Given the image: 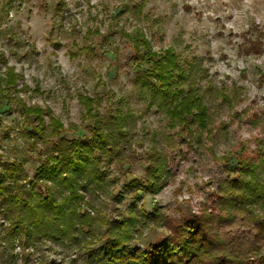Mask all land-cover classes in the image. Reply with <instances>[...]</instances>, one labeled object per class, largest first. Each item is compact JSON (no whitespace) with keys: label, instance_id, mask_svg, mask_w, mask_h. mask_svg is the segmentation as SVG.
I'll return each instance as SVG.
<instances>
[{"label":"trees","instance_id":"1","mask_svg":"<svg viewBox=\"0 0 264 264\" xmlns=\"http://www.w3.org/2000/svg\"><path fill=\"white\" fill-rule=\"evenodd\" d=\"M149 1L125 3L120 13L142 14ZM64 2L59 0L56 8L63 9ZM185 8L194 9L189 4ZM127 34L135 49L127 60L136 68L135 94L165 122L167 137L161 143V132L155 130L150 147L142 154L135 150L138 115L124 106L123 97L116 110L92 114L97 101L81 94L83 118L95 120L87 126V136L75 139L62 134L65 125L51 109L24 104L23 148L13 156L0 154L3 262L28 260L48 244L54 251H71L69 264H264V111L249 118L261 131L255 148L244 145L250 151L232 163L215 150V142L229 138L231 122L222 118L226 112L244 120L245 111L238 110L243 87L219 85L206 65L210 56L182 57L173 45L155 48L141 27ZM239 36L238 54L264 55V31L257 24ZM259 77L264 80V71L259 70ZM20 79L8 67L0 75V95L12 96L11 89L28 91V83L21 80L20 86ZM206 141L212 142L208 149L223 163L225 175L201 201L198 214L172 222L159 210L146 211L137 190L158 193L170 182V150L182 145L201 153ZM30 160L39 162L34 174L25 167ZM136 162L146 165L145 179H133L114 193L119 179L112 177V167ZM132 190L133 201L124 209ZM150 222L166 230L164 239L146 248L135 244L143 236V224Z\"/></svg>","mask_w":264,"mask_h":264},{"label":"rangeland","instance_id":"2","mask_svg":"<svg viewBox=\"0 0 264 264\" xmlns=\"http://www.w3.org/2000/svg\"><path fill=\"white\" fill-rule=\"evenodd\" d=\"M58 1L0 0V75L13 67L23 78L20 86L23 80L30 87L21 92L11 89L9 97L0 95V154L13 156L23 148L24 104L51 109L62 119L66 138L87 136V126L95 118H83L86 109L81 94L97 101L92 114L116 110L119 97L126 100L124 106L138 115L132 145L139 153L150 147L155 130L161 132L162 143L161 137H167L168 132L165 122L137 98L136 68L127 64L135 50L127 33L133 34L139 27L155 48L173 45L182 57L210 56L206 65L219 85L237 83L243 87L244 99L238 110L245 111L244 120L224 114L222 118L231 122L230 134L215 142V150L236 164L255 148L261 131L252 127L249 118L256 110L264 111V80L259 77V70L264 71V55H240L237 44L242 38L239 33L253 24L264 31V0H150L142 14L120 13L125 3L135 0H64L63 9L56 8ZM186 4L194 9L187 10ZM37 86L40 90H35ZM205 143L201 153L189 152L182 145L170 150V182L158 193L137 190L142 195L139 204L146 211L159 210L172 222L198 214L201 201L225 175L223 163L208 149L212 142ZM244 145L250 150L246 152ZM38 166L36 160L25 165L30 174ZM112 169V177L119 179L114 193L133 179H145L142 162ZM134 192L123 201L124 209L133 201ZM166 234L163 227L145 223L142 238L134 243L146 248L161 242ZM70 257L71 251H54L47 244L16 264H69ZM3 259L0 252V264H5Z\"/></svg>","mask_w":264,"mask_h":264}]
</instances>
